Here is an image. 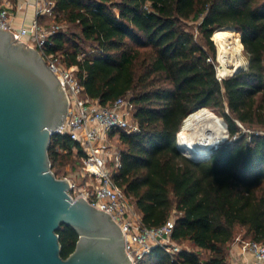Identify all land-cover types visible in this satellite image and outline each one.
I'll return each instance as SVG.
<instances>
[{
  "label": "trees",
  "instance_id": "1",
  "mask_svg": "<svg viewBox=\"0 0 264 264\" xmlns=\"http://www.w3.org/2000/svg\"><path fill=\"white\" fill-rule=\"evenodd\" d=\"M49 1L63 26L49 50L89 97L107 105L128 96L135 104L139 131L112 132L122 162L114 181L145 226L175 212L172 240L198 249L172 254L156 246L138 264H229L237 229L264 242V0ZM222 27L239 32L249 65L220 80L211 37ZM203 107L222 113L231 142L195 161L176 141L184 119ZM83 153L68 134L52 137V169L71 157L80 167ZM58 233L67 258L79 235L67 225Z\"/></svg>",
  "mask_w": 264,
  "mask_h": 264
},
{
  "label": "water",
  "instance_id": "2",
  "mask_svg": "<svg viewBox=\"0 0 264 264\" xmlns=\"http://www.w3.org/2000/svg\"><path fill=\"white\" fill-rule=\"evenodd\" d=\"M68 106L41 53L0 28V264H133L111 214L85 197L73 198L71 180L52 169L51 140ZM224 122L228 140L191 159L207 160L231 142ZM63 225L79 235L67 258L58 233Z\"/></svg>",
  "mask_w": 264,
  "mask_h": 264
},
{
  "label": "built area",
  "instance_id": "3",
  "mask_svg": "<svg viewBox=\"0 0 264 264\" xmlns=\"http://www.w3.org/2000/svg\"><path fill=\"white\" fill-rule=\"evenodd\" d=\"M35 2L37 19L30 27L13 28L9 10L3 7L0 9V28L10 30L17 40L36 48L45 58L48 67L58 76L68 95L67 116L56 134H68L72 140L80 142L84 152L81 157V176H92L94 179L84 190H80L70 179V195L73 198L85 197L95 207L111 214L124 232L126 251L133 264H138L156 246H162L168 252L177 254L182 248L172 240L175 220L170 218L159 227L145 226L131 198L114 181V173L121 168L122 162L120 149L111 142L110 135L116 130L139 131V124L134 117V102L130 97L123 96L102 105L98 99L85 93L75 72L62 64L57 53L49 50L53 45L52 35L63 26L53 23L50 27H45L38 20V17L52 13L53 2ZM29 30L32 36L26 41L24 36ZM218 78L222 79L219 75ZM236 244L242 255L250 252L253 256V260H245L243 264H264V242L248 240Z\"/></svg>",
  "mask_w": 264,
  "mask_h": 264
},
{
  "label": "bare ground",
  "instance_id": "4",
  "mask_svg": "<svg viewBox=\"0 0 264 264\" xmlns=\"http://www.w3.org/2000/svg\"><path fill=\"white\" fill-rule=\"evenodd\" d=\"M213 39L218 45V70L221 76H228L245 67L243 50L239 44V34L235 29L230 27L219 28L214 32ZM207 136L227 137V129L222 117L211 109L203 107L193 111L184 119L179 138L193 140L206 139ZM210 148L211 146L208 148L197 146L192 154L194 157L197 155L204 156ZM181 149L185 151V149Z\"/></svg>",
  "mask_w": 264,
  "mask_h": 264
},
{
  "label": "crops",
  "instance_id": "5",
  "mask_svg": "<svg viewBox=\"0 0 264 264\" xmlns=\"http://www.w3.org/2000/svg\"><path fill=\"white\" fill-rule=\"evenodd\" d=\"M3 7L8 8L11 24L15 29L30 27L37 19L35 0H0V9ZM38 20L45 27H50L55 23L52 13L42 15L38 17ZM31 36L32 32L29 30L28 34L24 36V40L29 41ZM245 260H253L252 254L247 252L245 255H242L240 247L236 243H233L229 251V263L243 264Z\"/></svg>",
  "mask_w": 264,
  "mask_h": 264
},
{
  "label": "rangeland",
  "instance_id": "6",
  "mask_svg": "<svg viewBox=\"0 0 264 264\" xmlns=\"http://www.w3.org/2000/svg\"><path fill=\"white\" fill-rule=\"evenodd\" d=\"M195 33L196 35H198V30L195 27V23H192V26L190 27ZM239 34V32H238ZM240 37V34H239ZM211 39L213 40L215 47H216V66H217V71H218V75H219V61H218V45L216 43V41L213 39V36L211 37ZM201 40V39H200ZM240 44V41H239ZM243 61H244V68H242L241 70L247 69L248 65H249V57L248 54L246 53L245 50H243ZM220 76V75H219ZM229 76V75H228ZM228 76H224L223 78H226ZM211 109L214 113H216L218 116L224 118L222 116V113L219 110H214L212 108ZM247 132L253 131L254 129H245ZM179 138V135H178ZM230 139V138H229ZM110 140L111 142L116 145L119 149H120V143H119V134L118 132H115L114 134L110 135ZM63 152V151H62ZM65 153V152H64ZM192 157H194V154H192ZM53 171L55 172V174L59 177V178H69L71 180H73L77 185L78 188L80 190H84L85 186L88 187L90 181H94L92 176H88V177H84L81 176V172H80V167H78L76 165V162L74 160L73 157L71 158H64L63 164L59 163L56 167L53 168ZM135 206V205H134ZM135 209L138 211V209L135 206ZM175 214V212L173 213V215ZM173 220L176 219V216L172 217ZM243 241H248V238L244 237V229H237V235L236 238L234 239V241L232 242L231 245H233V243L236 242H243ZM182 249H188V250H198L195 246H193L189 241H185L181 244H178ZM203 256L206 255V253H202Z\"/></svg>",
  "mask_w": 264,
  "mask_h": 264
},
{
  "label": "clouds",
  "instance_id": "7",
  "mask_svg": "<svg viewBox=\"0 0 264 264\" xmlns=\"http://www.w3.org/2000/svg\"><path fill=\"white\" fill-rule=\"evenodd\" d=\"M223 140H228L226 136H207L206 139H193V140H184L177 138V146L185 149L182 153L186 158L191 159L192 153L197 146L208 148L210 146H216Z\"/></svg>",
  "mask_w": 264,
  "mask_h": 264
}]
</instances>
